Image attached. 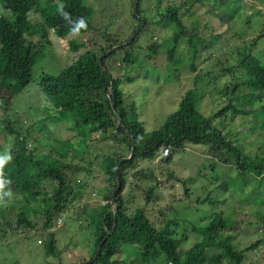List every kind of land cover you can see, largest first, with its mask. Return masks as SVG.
I'll return each mask as SVG.
<instances>
[{
    "label": "trees",
    "instance_id": "trees-1",
    "mask_svg": "<svg viewBox=\"0 0 264 264\" xmlns=\"http://www.w3.org/2000/svg\"><path fill=\"white\" fill-rule=\"evenodd\" d=\"M130 1L131 15L136 22L129 33L119 37L109 32H100L99 41H93L88 37L82 51L56 75L44 72L40 74L39 86L48 101L49 110L71 114L73 119L71 123L77 131L79 130L77 134L84 142L82 145L73 147L70 146L72 145L70 139L67 141L53 138L55 145H51L47 153L38 154L35 145L31 148L26 147L29 133L21 132L19 128L12 126L7 115L1 116L4 128L0 130L2 133L0 146L2 143L8 144L11 157L0 166V181L4 182L3 192H11V196L15 197L26 196L28 199L36 200L31 209L41 220L42 245L45 247V254H48L52 249L56 250L54 229L62 225V215L72 204L75 205L72 212L76 213L77 219L82 217L83 221H86L84 225L91 220V216L86 214L79 200L89 198L94 192L86 190L88 181L85 176L80 177L79 174L90 173L91 165L86 167L84 158L89 147L95 144L101 149L105 146L106 154L99 153L95 158L99 162L97 169L101 167L104 175V191L99 194L104 203L100 207L96 225L90 227L92 240L88 253L76 257L75 261L69 264L90 260L102 239L96 259L88 264H119L121 260L114 258L113 255L118 252V246L122 243L135 248L134 259L141 264H147L148 260H154L158 255L162 256L164 263L169 264H261L251 261L246 263L245 253L255 249L262 240L256 238L246 246L237 248L232 244L234 231L229 230L223 212L218 210L213 212L205 223L190 224L189 230L196 238L187 248H178L179 236L183 231L179 235L176 218L169 217L168 214L163 217L162 213L156 210L161 219L154 220L150 214L151 209L148 208L157 198L155 189L160 182L152 168L137 165L139 160L153 162L155 159L158 163L167 164L171 161L172 155L183 150L186 144H205L210 153L214 152L216 146H221L237 163L235 175L232 177L234 181L239 182L236 185L237 189L241 191L242 187H249L244 199H258V203L264 205V197L260 198L258 189H264V155L261 150L264 146L263 140H258V153L248 157L233 144L239 137H233V133L227 129L226 132L229 131L228 135L231 134L232 137L225 138L226 133L223 131L226 126L233 124L234 121L236 123L238 119H241L243 126L244 120L248 117V123L254 124L250 126L251 131L264 126V62L251 51L255 40L264 38V34H258L249 44L237 48L235 57L228 56L232 60L225 58L224 61H220L219 58H214L211 70L205 71L206 76L210 72L227 73V82L221 84L215 94L220 97L219 107L205 116L197 108L196 98H199L200 94L196 95L195 88L192 87L179 97L177 107L165 117L159 127L146 131L133 112L131 120H128L126 113L132 109V105L124 103V94L117 87L122 80L121 74L112 73V70H123L132 63L133 55L130 48L137 34L129 43L106 54L102 59L101 69L98 56L125 42L140 25L141 20L144 21V26L152 23L169 30L170 39L176 46V38L179 37L180 30L184 29L182 13L186 12L187 16H193L194 11L191 8L201 6L203 0H180L177 3L164 0L163 5H160L158 0H153L150 7L146 8H142L141 0H137V15L133 12L134 0ZM237 1L244 3L242 0ZM1 8L0 110L6 108L10 99L31 81L32 67L41 54L43 45L50 42L47 39L48 33L51 31L59 37L70 33H87L91 29L92 13L91 8L84 4L83 0H4ZM35 10L39 12L40 23L29 17ZM203 14L219 17L209 10L203 11ZM233 17L236 18L238 15L235 12L226 13L228 21ZM210 36L211 40L205 43L197 36H189L186 39V54H183L182 58L189 62L188 71H196L191 78L193 84L202 79L195 59L200 50L211 44L219 34ZM78 46L79 44L74 48H79ZM148 47L152 51L156 49L154 43ZM94 92L104 95L103 104L90 101L89 94ZM254 105H258L256 110L253 108ZM257 111L262 113V117H256ZM45 114L36 122L37 130L44 134L45 121L53 115L48 111ZM118 114L121 117V124L118 122ZM107 141L110 144L106 143ZM130 141L133 144L132 155L129 160L121 162L118 166L117 178L120 187L116 194V202L111 205L110 197L115 187L114 168L120 158L128 155ZM66 143L69 145L65 147ZM162 148L168 149L165 156H160ZM210 160L211 162L207 161L206 164L212 167L214 160ZM127 174L130 178L147 182L142 188L134 185L140 190L142 203L134 205L130 210L128 205L132 203L133 194L126 197L122 195L124 188L130 186ZM217 175L218 173L214 172L209 182L214 181ZM164 176V183H168L169 179L179 181L168 170ZM252 181L254 184L249 186ZM180 182L183 197H186L187 186L184 180ZM170 187L173 185L170 184ZM207 202L212 204L215 200H211L208 195L195 197L196 204ZM9 207L0 201V245L5 240L8 229H12L11 232L18 230L26 233L33 227L23 211L12 212L7 209ZM113 214L115 226L111 229ZM58 217L61 218L59 225L56 224ZM258 218L264 222L263 214ZM262 227L264 229V225Z\"/></svg>",
    "mask_w": 264,
    "mask_h": 264
},
{
    "label": "rangeland",
    "instance_id": "rangeland-1",
    "mask_svg": "<svg viewBox=\"0 0 264 264\" xmlns=\"http://www.w3.org/2000/svg\"><path fill=\"white\" fill-rule=\"evenodd\" d=\"M172 1L177 3L180 0ZM242 1L244 3L241 4L237 0H203L201 6L191 8L194 11L193 16H187L186 12L182 11L184 29L180 30V35L176 38V46L170 39L171 32L169 30H164L152 23L141 27L130 48L133 55L132 63L123 70H112V73L121 74L122 80L117 87L124 94V103L132 105L133 110L129 109L126 113L129 121L134 113L144 130L156 129L165 117L177 107L179 97L192 87L195 88L196 95L200 94L199 98H196L197 108L205 116L220 106V97L215 94L219 86L227 82V73L210 72L206 76L205 71L211 70V62L214 58H219L220 61H224L225 58L232 60L228 56L235 57L237 48L240 49L243 45L249 44L250 40L258 34H264V0ZM158 2L160 5L165 3L164 0H158ZM3 3L4 0H0V12ZM83 3L92 10L90 31L70 33L62 37L50 31L47 36L50 42L43 45L41 54L32 67L31 81L21 92L10 99L6 108L0 110V130L4 128L1 116L7 115L12 126L19 128L18 130L21 132L29 133L26 147L31 148L35 145L38 154L47 153L48 148L55 145L57 139L67 141L70 139L72 141L70 146L73 147L84 143L77 134L79 130L77 131V128L71 123L73 119L70 113L49 110L48 101L39 86L41 72L56 75L77 53L82 51L83 44L86 43L85 39L88 37H91L93 41H99L98 34L100 32H109L121 37L129 33L132 25L136 22L131 15L130 0H83ZM152 3L153 0H141L142 8L150 7ZM207 10L219 17L213 14L211 16L203 14V11ZM228 12H235L238 17H233L228 21L226 19ZM194 14L197 15L194 16ZM29 17L38 23L41 22L39 12L36 10ZM210 34H219V36L211 44H205V49L202 48L195 59L194 62L202 79L193 84L191 78L196 71H188L189 62L182 58L183 54H186V39L189 36H197L205 43L211 40ZM151 43H154L155 51L148 47ZM78 44L79 48H74ZM251 51L264 62V38L255 40ZM89 99L91 102L103 104L105 97L102 93L94 92L89 94ZM257 106L254 105L253 108L256 110ZM47 111L53 115L45 121L44 131L46 134H44L37 130L36 122L39 118H43ZM94 115H96L95 112ZM256 117H262V113L257 111ZM248 121L249 117L244 120L242 126L241 119H238L236 123L234 121L233 124L226 126L223 131L226 133L225 138H231L232 135L239 137L233 141V144L243 155L252 157L258 153V140H263L264 143V126L251 131L250 126L254 124L248 123ZM227 129L233 134L228 135ZM1 134L0 131V136ZM33 137L37 139L35 140ZM68 145L66 143L64 146ZM215 148L214 152L210 153L205 144H186L183 150L172 155L171 161L167 164L158 163L157 159L153 162L138 161L137 167L152 168L160 182L155 189L157 198L148 207L151 209L150 214L154 220L155 218L161 219V216L155 212L156 210L161 212L163 217L168 214L169 217L176 218L175 220L178 222L176 229L179 235L183 231L179 236L178 248L185 249L196 238L195 234L189 230L190 224H203L213 212L222 211L229 230L234 231L232 244L237 248L246 246L256 238L262 240L255 249L245 253V262L264 264V229L262 227L264 222L258 218L260 214H263L264 218V205H260L258 199H244L249 187H242L243 189L240 191L236 187L239 182L232 178L235 175L237 163L227 154L225 148L221 146ZM261 150L264 155V146L261 147ZM8 151L9 145L2 143L0 157H9ZM99 153L106 154V147L99 149L95 144L89 147L84 158L86 167L91 165L90 173L81 172L79 174L80 177L85 176L88 181L86 190L94 192L89 198L79 200L86 214L91 216V220L84 225L86 221L84 222L82 217L77 219L76 213L72 212L75 208V205L72 204L74 206L71 205V209L65 210L62 215V225L54 229L56 250L52 249L48 254H45V247L42 245L41 220L31 209L36 200L28 199L26 196H3L2 202L10 206L7 209L12 212L23 211L33 227L26 233H21L22 231L18 230H13L12 233V229L7 230L5 240L0 245V263L69 264L71 261H75L76 257L79 258L88 253L92 240L90 227L96 225L100 207L104 203V200L99 196L104 191V175L101 167L97 169L99 162L98 159H95ZM210 159L214 160L211 164L212 167L206 164L207 161L211 162ZM102 167H104L103 164ZM166 170L172 172L179 181L169 179L168 183H164ZM214 172H217L218 175L214 181L209 182ZM181 180L185 181L184 184L187 186L185 187L188 189L186 197H183ZM129 181L130 186L124 188L122 195L126 197V195L133 194L132 203L128 205L130 210L134 205L142 203L140 190L134 185L137 184L142 188L147 182L128 176L127 182ZM170 184L173 187H170ZM253 184L254 181L250 182L249 186ZM258 189L260 198H263L264 189ZM205 195H208L211 200H215V203H195V197ZM92 203L93 205H90ZM126 245L128 244H120L118 252L114 253L113 257L121 260L119 264H141L134 259L135 248ZM215 250L218 251V249ZM147 264L169 263H164L162 256L158 255L154 260H148Z\"/></svg>",
    "mask_w": 264,
    "mask_h": 264
},
{
    "label": "water",
    "instance_id": "water-1",
    "mask_svg": "<svg viewBox=\"0 0 264 264\" xmlns=\"http://www.w3.org/2000/svg\"><path fill=\"white\" fill-rule=\"evenodd\" d=\"M133 12L135 15H137V0H134V4H133ZM144 25V21L141 20V23L140 25L134 30V32L127 38V40H125V42H123L122 44H119V45H115L113 46L111 49L107 50L104 54H100L98 56V64H99V69H101V67L103 66L102 64V59L104 58V56L108 53H110L112 50H115L116 48L120 47L121 45L123 44H127L129 43L133 38L134 36L138 33V31L140 30V28ZM118 122L119 124H121V117L120 115L118 114ZM132 149H133V144H132V141H130V151L128 153V155L126 157H122L119 159L118 163L116 164L115 168H114V177H115V187L112 191V194H111V197H110V204L111 205H114L115 202H116V194L117 192L119 191V187H120V183H119V180L117 178V171H118V166L121 162L123 161H127L131 158V155H132ZM115 226V214L112 215V226H111V229H113ZM102 242H103V239L97 244L96 246V249H95V252L92 256V258L90 260H84V261H81L77 264H88L90 262H92L93 260L96 259L98 253H99V250L101 248V245H102Z\"/></svg>",
    "mask_w": 264,
    "mask_h": 264
},
{
    "label": "clouds",
    "instance_id": "clouds-1",
    "mask_svg": "<svg viewBox=\"0 0 264 264\" xmlns=\"http://www.w3.org/2000/svg\"><path fill=\"white\" fill-rule=\"evenodd\" d=\"M11 157H0V166L3 165L6 159H10ZM4 182L0 181V201L3 200V196L8 195L11 196V192H3Z\"/></svg>",
    "mask_w": 264,
    "mask_h": 264
},
{
    "label": "built area",
    "instance_id": "built-area-1",
    "mask_svg": "<svg viewBox=\"0 0 264 264\" xmlns=\"http://www.w3.org/2000/svg\"><path fill=\"white\" fill-rule=\"evenodd\" d=\"M168 153V149L167 148H162L160 151V156H165ZM61 223V218L58 217L56 219V224L59 225Z\"/></svg>",
    "mask_w": 264,
    "mask_h": 264
}]
</instances>
